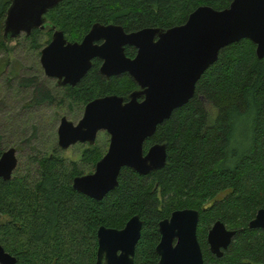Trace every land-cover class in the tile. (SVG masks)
I'll use <instances>...</instances> for the list:
<instances>
[{"label":"trees","instance_id":"1","mask_svg":"<svg viewBox=\"0 0 264 264\" xmlns=\"http://www.w3.org/2000/svg\"><path fill=\"white\" fill-rule=\"evenodd\" d=\"M230 1L62 0L48 11L47 26L55 25L73 41L96 22L128 31L165 29L183 23L200 5L223 9ZM10 4L0 0V46L7 40ZM41 32L26 36L33 49L43 46ZM99 83L100 95L127 96L136 87L127 75L109 84L100 76ZM41 90L37 94L43 97ZM152 142L166 143L165 166L146 175L122 168L118 186L102 200L73 188L74 176L85 172L66 163L59 148L33 157L34 173L19 172L18 165L10 180L0 178V243L17 264H95L97 228L121 227L138 214L143 227L134 264H156L157 222L175 209L193 208L199 231L215 220L236 230L221 258L203 252L204 264H264V230L247 225L264 207V56H256L255 44L244 38L221 48L193 97L157 126L144 150ZM102 154L94 147L84 161L95 163Z\"/></svg>","mask_w":264,"mask_h":264},{"label":"water","instance_id":"2","mask_svg":"<svg viewBox=\"0 0 264 264\" xmlns=\"http://www.w3.org/2000/svg\"><path fill=\"white\" fill-rule=\"evenodd\" d=\"M4 25L7 40L47 26V13L62 0H10ZM155 37L156 40L154 39ZM255 44L258 58L264 56V0H231L223 9L200 5L186 20L168 28L147 26L126 32L119 24L96 22L81 42H71L62 30H56L51 42L42 49L41 65L60 83L76 84L91 67L95 56L105 58L102 72L118 75L128 72L139 86L124 101L109 94L87 104L77 123L61 119L58 144L67 148L78 141L94 143L99 130L111 134L108 151L93 172L73 178V188L101 200L119 184L123 167L141 175L160 169L167 162L165 142L152 144L145 152L144 140L172 112L194 95L204 71L218 57L219 50L240 39ZM104 39L101 45L95 43ZM134 45L133 59L126 57L123 46ZM65 77L64 81L61 79ZM143 98L139 101L138 96ZM16 148L6 149L0 157V178L10 180L17 168ZM199 212L192 208L174 210L158 222L161 235L156 245L158 264H204L197 240ZM248 228L264 230V207L249 220ZM141 220L134 215L122 230L101 227L98 232V262L106 254L105 264H134V245L140 236ZM235 229L217 220L207 234L210 252L221 257ZM174 238L176 243L173 244ZM121 244H117V242ZM121 248V254L117 250ZM0 264H17V258L0 243Z\"/></svg>","mask_w":264,"mask_h":264},{"label":"rangeland","instance_id":"3","mask_svg":"<svg viewBox=\"0 0 264 264\" xmlns=\"http://www.w3.org/2000/svg\"><path fill=\"white\" fill-rule=\"evenodd\" d=\"M49 37L46 31H42L40 43L44 45ZM39 51L33 49L25 34L5 40V44L0 46V136L4 148H17L19 172L22 173L35 172L33 157L59 148L57 128L62 115L77 122L82 114L79 108L69 109L59 103H34L36 86L56 88V80L44 73ZM34 79L38 81L35 86L27 84ZM107 137L105 133L99 136L101 147ZM82 149L83 146L74 145L67 150L59 148V152L68 160H79ZM90 167L85 165L81 169L89 172Z\"/></svg>","mask_w":264,"mask_h":264},{"label":"flooded vegetation","instance_id":"4","mask_svg":"<svg viewBox=\"0 0 264 264\" xmlns=\"http://www.w3.org/2000/svg\"><path fill=\"white\" fill-rule=\"evenodd\" d=\"M103 24H111V23H103ZM113 24H117V23H113ZM120 25V24H119ZM92 27V26H91ZM37 29H39L40 31H46V34H48V35H50V37L48 38V40L46 41V43L41 47V48H39L40 49V51H39V55H40V58H41V53H42V49L46 46V45H48L50 42H51V40H52V37H53V34H54V32L56 31V30H61V29H59V28H57L55 25H48V26H46L44 29H41V28H37ZM37 29H34V30H37ZM91 29V28H90ZM90 29L83 35V37L80 39V40H70L69 38H67L66 37V35H65V37L69 40V41H71V42H81L82 40H83V38H84V36L90 31ZM33 30V31H34ZM124 30L126 31V32H132V31H128V30H126L125 28H124ZM32 31V32H33ZM63 31V30H62ZM65 33V32H64ZM23 34H25L26 36H29V35H27L25 32H23L22 34H20L19 36H21V35H23ZM32 34V33H31ZM30 34V35H31ZM18 36V37H19ZM18 37H16V38H18ZM16 38H13V39H16ZM156 38L157 37H155L154 39L156 40ZM105 42V40L104 39H101V40H98V41H96L95 43H97V44H99V45H101L102 43H104ZM123 48H124V54L126 55V57H128V58H131V59H133L134 57H135V55H136V53H137V48L134 46V45H130V44H125L124 46H123ZM104 62H105V58H103V57H100V56H95V57H93L92 59H91V63H92V65H91V67L87 70V72L80 78V80L76 83V84H71V83H60L59 82V78L58 77H55V76H49L46 72H45V70H44V68H43V70H44V73L46 74V76H48L49 78H52V79H55L56 80V84H55V87L57 88H55V89H53V88H47V86H44V87H40V86H36V89H35V98H34V103L35 104H39V105H41V104H46V103H59V104H61V105H65V106H67V108H69V109H77V108H79V110L80 111H82V114H81V116H80V118L78 119V121L77 122H74L73 120H71V119H69V117L67 116V115H62L61 116V118H60V121H59V124H60V122H61V119L63 118V117H66L68 120H70V121H72V122H74V124H77L81 119H82V117L84 116V112H85V109H86V106H87V104H89L91 101H93L94 99H96V98H99V97H101V96H105V95H109V94H116V95H119V96H122L123 98H124V101L126 102V101H128L129 100V95L134 91V90H138L139 89V86L135 83V81H134V83L136 84V87L133 89V90H131L129 93H128V95L127 96H123V95H120V94H117V93H107V94H103V95H100L99 94V85H100V83H99V77L100 76H102L103 78H104V80L106 81V84H109L110 82H111V80H112V78H116V77H121V76H125V75H127L128 77H130V78H132V76L128 73V72H123V73H120V74H118V75H115V74H113V75H107L106 73H103L102 72V66H103V64H104ZM40 63H41V61H40ZM42 66V65H41ZM133 79V78H132ZM65 80V77H63L62 79H61V81H64ZM134 80V79H133ZM34 81V83L33 84H31V85H33V86H35L36 85V83H38V81H36L35 79L33 80ZM105 83V82H104ZM41 86H42V84H40ZM42 89L41 90V92H43V97L38 93L37 94V89ZM55 90V91H54ZM40 92V93H41ZM143 97L140 95V96H138L137 97V99L140 101L141 99H142ZM37 99V100H36ZM58 127H59V125H58ZM57 130H58V128H57ZM103 133H105L106 134V136H108L107 137V139L104 141V145L101 147V145L99 144V136L101 135V134H103ZM152 136V135H151ZM150 136V137H151ZM149 138V137H148ZM147 139V138H146ZM145 139V140H146ZM145 140H144V142H145ZM110 142H111V134L110 133H108L107 132V130H103V129H101V130H99L98 131V133H97V135H96V138H95V141H94V143H91L90 141H84V142H82V141H78V142H76V143H74V144H71L70 146H68L67 148H62L61 146H59V144H58V146H59V148H60V150L62 151V150H67V149H69L71 146H74V145H80V146H83V149H82V152H81V157H80V159L79 160H74V159H70V160H68L67 158H65V161H66V163H68V164H71V165H77L79 168H81V166H85V161H84V155H85V152L86 151H88V150H93V148L94 147H99V148H101V149H104V152H103V154H102V156L100 157V158H98L96 161H95V163H86V165L88 166L89 164L91 165V167H90V171L89 172H85V173H83V174H87V173H91V172H93L94 170H95V168H96V164H97V162L104 156V154L108 151V149H109V146H110ZM154 143H157V142H152V143H150L149 145H148V147H147V149L152 145V144H154ZM10 147H14V146H10ZM9 147V148H10ZM16 148V147H15ZM6 149H8V148H5L4 149V151L6 150ZM146 149V150H147ZM143 150H144V143H143ZM146 150H144V152L146 151ZM3 151V152H4ZM17 148H16V154H17ZM17 158H18V156H17ZM18 164H19V159H18ZM18 164H17V166H18ZM124 168V167H123ZM128 168H130V167H128ZM132 169V168H131ZM134 170V169H133ZM137 173V172H136ZM83 174H80V175H83ZM141 175V174H140ZM146 175V174H145ZM77 176V175H76ZM75 177V176H74ZM72 186H73V180H72ZM81 193V192H80ZM83 194V193H82ZM90 197V196H89ZM92 198V197H91ZM104 198V197H103ZM93 199H95V198H93ZM95 200H98V199H95ZM102 200V199H101ZM179 209H183V208H179ZM193 209V208H192ZM175 210H177V209H175ZM174 211V210H173ZM172 211V212H173ZM171 212V213H172ZM170 213V214H171ZM170 214L167 216V217H164V218H168L169 216H170ZM134 215H137L138 217H139V219L141 220V228H140V236H139V238H138V240L136 241V243H135V245H134V256H133V258L135 257V251H136V246H137V243L139 242V240H140V238H141V233H142V227H143V219L138 215V214H133L132 216H130L127 220H126V222L124 223V225L123 226H121V227H116V226H109V225H105V224H101L98 228H97V230H96V242H97V249H96V259H95V264H97V262H98V250H99V236H98V232H99V229L101 228V227H106V228H112V229H118V230H122V229H124L125 228V226H126V224H127V222L134 216ZM164 218H162V219H164ZM162 219H160V220H162ZM159 220V221H160ZM158 221V222H159ZM215 221H217V220H215ZM215 221H213L207 228H206V230L205 231H199V228H198V224H197V229H196V235H197V240H198V242H199V245H200V249H201V251H202V257H203V262H204V253L203 252H205L206 253V251L207 252H209L213 257H215V258H221V257H217L215 254H213V253H211L210 252V249H209V243H208V241H207V234H208V231H209V229L212 227V225H213V223L215 222ZM158 222H157V232H158V234H159V239H158V241H157V243H156V245L158 244V242L160 241V238H161V235H160V232H159V229H158ZM198 223H199V220H198ZM121 244V242L119 241V242H117V244ZM176 243V239L174 238V240H173V244H175ZM156 245H155V253H156V255H157V263L156 264H158V261H159V255H158V253L156 252ZM225 251V250H224ZM121 252H122V249L121 248H119L118 250H117V254H121ZM224 254V253H223ZM105 262H106V254H103V257H102V261H101V263L100 264H105Z\"/></svg>","mask_w":264,"mask_h":264}]
</instances>
